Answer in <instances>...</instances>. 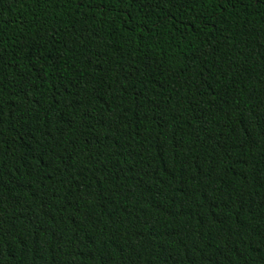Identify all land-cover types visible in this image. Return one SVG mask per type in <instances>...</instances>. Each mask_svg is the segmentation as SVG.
Returning <instances> with one entry per match:
<instances>
[{
  "label": "trees",
  "instance_id": "16d2710c",
  "mask_svg": "<svg viewBox=\"0 0 264 264\" xmlns=\"http://www.w3.org/2000/svg\"><path fill=\"white\" fill-rule=\"evenodd\" d=\"M0 264H264V0H0Z\"/></svg>",
  "mask_w": 264,
  "mask_h": 264
}]
</instances>
